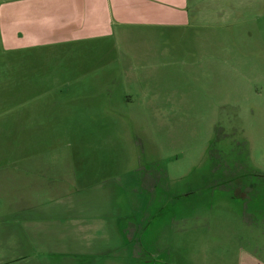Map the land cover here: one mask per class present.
I'll return each mask as SVG.
<instances>
[{"label":"rangeland","instance_id":"rangeland-1","mask_svg":"<svg viewBox=\"0 0 264 264\" xmlns=\"http://www.w3.org/2000/svg\"><path fill=\"white\" fill-rule=\"evenodd\" d=\"M249 19L49 65L1 53L0 165L41 170L0 198V264H264V13Z\"/></svg>","mask_w":264,"mask_h":264},{"label":"crops","instance_id":"crops-1","mask_svg":"<svg viewBox=\"0 0 264 264\" xmlns=\"http://www.w3.org/2000/svg\"><path fill=\"white\" fill-rule=\"evenodd\" d=\"M261 12L264 13V0H0V54L16 53L12 58H19L22 66L30 63L49 65L50 62H44L45 58L56 61L66 51L74 57L76 50L83 46H89L97 57L102 56L115 48L114 42L121 35L132 36V33L145 32V29L172 28L184 32V29L187 31L196 26L207 29V36L205 33L203 37L208 38V29L212 27L233 26L251 20V15L254 17ZM22 52L30 53L32 57L17 55ZM34 52H38L35 57ZM75 64L74 60L68 62V65ZM27 74L12 72L10 79L62 80L68 73H52L50 77L49 74L31 77ZM38 159L37 154L23 159L24 163L17 171L0 165V198L3 201L11 195L5 191L10 187L7 183L10 176L17 173L23 178L19 182L24 186L23 191L31 183L28 177L40 175L41 167L36 164ZM29 160L34 165L27 168L25 161ZM35 188L36 185L32 193ZM25 194H16L12 202L30 201ZM3 201L0 200V206ZM249 264L262 262L252 255Z\"/></svg>","mask_w":264,"mask_h":264}]
</instances>
